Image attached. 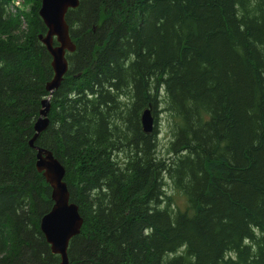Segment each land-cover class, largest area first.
Returning a JSON list of instances; mask_svg holds the SVG:
<instances>
[{"label":"trees","instance_id":"obj_1","mask_svg":"<svg viewBox=\"0 0 264 264\" xmlns=\"http://www.w3.org/2000/svg\"><path fill=\"white\" fill-rule=\"evenodd\" d=\"M39 8L0 0V264L60 262L28 146L53 76ZM65 22L75 49L34 145L83 221L68 264H264V0H78Z\"/></svg>","mask_w":264,"mask_h":264},{"label":"water","instance_id":"obj_2","mask_svg":"<svg viewBox=\"0 0 264 264\" xmlns=\"http://www.w3.org/2000/svg\"><path fill=\"white\" fill-rule=\"evenodd\" d=\"M78 7V0H40L38 16L46 33L38 36V41L51 58L52 79L46 84L48 98L41 101L39 117L33 126L34 135L28 142L30 149L36 152L35 169L41 174L51 190L52 207L39 222V230L49 246L52 255L58 256L59 264H68L67 249L71 239L80 233L83 221L78 208L69 202V194L64 182L65 170L53 157L50 151L34 145L38 137L47 129V118L52 94L60 86L67 72L66 53L74 52L65 16L68 10ZM53 40L57 46H53ZM142 131L149 134L153 131L154 118L150 110H144L140 116Z\"/></svg>","mask_w":264,"mask_h":264},{"label":"rangeland","instance_id":"obj_3","mask_svg":"<svg viewBox=\"0 0 264 264\" xmlns=\"http://www.w3.org/2000/svg\"><path fill=\"white\" fill-rule=\"evenodd\" d=\"M17 7H20L19 4H16ZM26 7L28 8V5H26ZM25 9V8H24ZM157 120H158V135H157V153H158V156L160 158H164L165 154H166V151L168 149V146H169V141L171 139V136H170V130L167 126V124L165 123L164 121V116L161 115V114H158L157 116ZM166 193L167 194H170V195H173L176 203L178 205H180V207H184V200L183 198L177 196L175 193H172V191L170 190V187H169V184L167 182V185H166Z\"/></svg>","mask_w":264,"mask_h":264}]
</instances>
